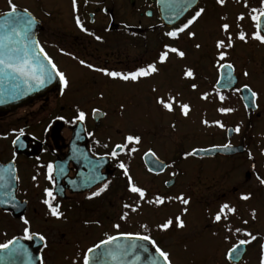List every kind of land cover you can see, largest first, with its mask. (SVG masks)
I'll use <instances>...</instances> for the list:
<instances>
[{"label": "flooded vegetation", "instance_id": "af4514ba", "mask_svg": "<svg viewBox=\"0 0 264 264\" xmlns=\"http://www.w3.org/2000/svg\"><path fill=\"white\" fill-rule=\"evenodd\" d=\"M63 1L66 10L62 17L53 15L51 9H41V17L35 13L32 14L41 22L37 32L38 42L59 71L65 74L67 86L62 85L61 90L53 87L25 105L12 111L0 112V164L6 165L4 166L6 168L12 165L18 177L14 209L0 210L1 243L13 237L22 239L30 250L39 251L38 264L41 260L43 264H73V262L83 264L82 257L88 248L106 239L108 235L120 233L113 227L123 221L120 215L124 211H127L128 215L133 214L132 211L124 209L123 204L134 205L139 200L137 194L127 190L126 178L122 170L117 167L119 161H123L134 180L140 186L146 187V199H153L157 194L175 197L181 193L189 199L188 205H183L175 199H166L162 205H150L145 201H139L140 206L143 205L141 215L144 218L149 217L152 209L154 210L151 213L152 216L162 220L161 223L168 218H173L175 223L177 215L183 219L184 228L172 226L165 233H159L157 237L151 236L159 247L170 253L172 264H224V262L225 264H241L252 242L260 240L262 246L264 234L255 231L252 236L256 239L252 240L250 236L242 237L239 232L234 236L232 244L227 243L220 252H210L205 256L195 257L196 253L191 242L197 234V220L192 212L197 208L198 202L212 206L215 204L218 206L216 211L223 203H228L240 211L246 204L248 211L242 213L243 220L254 228H258L257 224L260 223L256 214L259 212L261 207L259 202L263 200L264 194V186L257 180L258 175L264 178V154H262L264 153V44L252 39V33L256 29L254 22L250 19L251 8H258L260 0H247L248 7L244 6L245 0H225L223 6L217 4L216 0H197L192 8L170 26L161 20L157 12V4L164 2L171 4V0H159V2L158 0H87V3L85 0H77L75 12L72 8V0ZM196 7H204L205 13L185 33L180 34L179 39L172 40L164 35L173 26L184 23ZM241 13H244V19L237 20V16ZM76 15L80 16L84 27L94 35L81 31L75 23ZM221 17L225 19L222 20ZM222 23H228L230 26L233 47L222 49L226 52V56L220 63L233 66L231 71L234 82L230 89L219 90L215 88L220 75V70L217 69L218 50L215 43L217 39L225 38V33L220 29ZM187 31L195 32L196 36L188 38ZM241 31L246 33L247 42L236 38ZM95 35L101 36L102 40L97 41ZM99 43L113 45V50L109 52L108 59L105 61L100 50L93 46ZM165 43L185 52L183 58L170 54L166 62L173 67L170 70L176 73L180 82L176 93L187 94V86L182 85L186 78L183 73L187 68H191L194 78L187 79L191 84L201 85L205 92L199 93L197 87L193 91L191 87L189 95L202 97L203 93L209 94L206 99L208 127L216 129L219 139L199 143L195 137H192V130L186 129L187 125H182V129L180 127L172 130V132L177 131L178 135V139L168 142L174 146L173 150L168 148L169 145L163 138L165 136L159 135L160 137L156 139L158 144L156 147L135 145L137 151L131 154L125 151L120 154L121 157L123 155V159H120V156L119 159L105 156V153L110 152L115 144L122 143L127 134L123 132L121 140L116 138L114 129L119 126L114 125V117L106 120L109 116L106 107L97 105L84 107L79 102L119 100L117 98L127 100V105L119 104L116 116L117 123L120 122L122 125L127 123L123 127L127 129L130 119L127 118L128 116L123 118L120 107L127 110L126 106L131 104L135 94L132 86L135 83L142 84L144 81L125 82L112 79L84 65H70L66 59L69 55H74L76 50L81 57L86 55L85 50L90 49L102 56L100 58L95 55L96 62L93 60L89 62L82 57L86 63H91L97 68L126 71L155 61ZM197 43L201 45L199 49L195 47ZM128 49L132 53L131 56L125 54ZM120 52L122 55L119 54ZM161 66L162 64H157L159 70ZM245 71L248 72L247 77L243 75ZM72 74L73 77H71ZM158 74L159 72L152 76L158 78ZM109 84L111 86L107 88ZM244 84H248L258 93L255 107L246 108L241 92L235 91ZM142 93L147 92L142 89ZM247 93L248 105H250V93L248 91ZM220 95L225 97L223 102L219 99ZM235 106L241 116L228 121L226 115L232 114ZM220 107H229L234 111L222 114L217 111ZM94 108L102 112L101 118L94 117L92 112ZM77 110L86 113L84 121L73 122ZM220 117L224 120L223 128L212 123L220 120ZM188 123L190 129L196 126L195 119L193 124H190V120ZM237 125L240 127L238 133L233 131ZM164 127L169 128V126ZM75 129H80L77 136H74ZM21 130L23 135H20ZM107 131L113 133L111 137L113 143L105 148L106 143L102 136ZM17 136L19 140L16 139ZM14 140L16 143H13ZM184 143L189 145L184 146ZM228 143L232 145L228 155L185 156V153L192 152L193 149L218 147ZM149 149L166 163V167L160 173L148 171L144 164L143 156ZM74 152L79 153L83 158L73 159L77 158L74 157ZM249 153H251V159ZM133 154H138L143 166L142 172L132 161ZM83 159L89 160L86 167L80 165ZM97 162L99 174L109 182V187L99 196L89 199L90 193L100 187L99 181L91 184L87 182L95 171L93 164ZM49 163H52L55 168L53 173L55 183L46 179ZM81 171H86L87 175L80 177ZM139 176L143 178V181L138 179ZM182 176L186 177L185 181L181 180ZM33 177L36 179L34 180ZM206 178L209 182L205 185L202 180ZM123 180L127 193L119 198L120 206L117 209L118 204L116 199L113 200V193ZM215 182L221 184V189L212 192L211 186ZM201 184L204 185V190H200ZM45 188L53 189L56 196L53 205L59 204V210L63 213L60 218L53 217L43 203V200L47 198ZM247 193H251V198L247 201L241 200V194ZM4 194L5 192H1V196ZM170 202L175 203L176 209L172 216L165 217L162 210ZM185 207L186 213L183 212ZM253 210H255L254 218L251 216ZM245 213L250 215L246 216ZM21 216L29 220L30 232L45 236L46 246L35 237L31 241L24 239L25 225L20 219ZM207 227L208 223L204 224L202 229ZM235 227L239 228L236 225ZM192 231L196 232L192 237H179L187 232L192 234ZM172 235H179V238L177 237L178 241L174 247L168 248L164 241ZM240 240L250 242L239 244ZM34 242L39 243L34 245ZM233 245H238L243 250L238 262H231L228 258V250ZM262 252H264L263 249L261 255Z\"/></svg>", "mask_w": 264, "mask_h": 264}, {"label": "snow or ice", "instance_id": "6c2138e0", "mask_svg": "<svg viewBox=\"0 0 264 264\" xmlns=\"http://www.w3.org/2000/svg\"><path fill=\"white\" fill-rule=\"evenodd\" d=\"M159 2V0H158ZM217 4L223 6L225 4V0H216ZM10 11L5 13V18L0 20V75H8L14 79H20L26 85H30L31 83H35L36 86H43L47 81H49L53 75L59 78V81L65 87L68 84V81L65 77V74L57 68L56 64L52 61L51 57L47 55L44 51L43 47L40 46L39 42L36 41L31 36V29L32 26L36 23L35 19L31 16L21 15L18 13L17 5L12 3V0H8ZM87 3V0H85ZM172 4L178 6L181 11H187L188 8L193 7L196 4V0H171ZM245 7H248L247 0L244 3ZM72 8L75 12L77 10V0H72ZM24 13L27 14V9L24 10ZM205 13L204 7H196L193 14L186 19V21L179 26H173L171 30L164 33V35L172 40L179 39L180 34L185 33L186 30L190 28L197 20ZM179 15V12H174L173 17ZM221 19H225L221 17ZM244 13H241L237 16V20H243ZM250 19L254 22L255 31L252 33V39L264 44V0H260V5L258 8L253 7L250 10ZM75 23L81 29V31L87 32L89 35H94V33L90 32L87 28L84 27V24L79 15L75 16ZM169 23H172L170 20ZM229 24L222 23L220 25V29L225 33L224 39H217L215 43V47L218 50V60H217V69L228 68L232 69L233 66L231 64L220 63V61L225 60L226 52L222 49L231 48L233 47V36L232 33L229 32ZM188 38H194L196 33L193 31H187ZM237 39L247 42L246 33L243 31L239 32L236 36ZM95 39L97 41L102 40V37L99 35H95ZM29 41L31 42V48L29 45ZM227 41V43H226ZM197 49L201 47L199 43L195 45ZM170 54H175L178 57L183 58L185 56V52L181 51L178 47L172 46L168 43L162 45V50L159 51L157 58L155 61L151 63H147L143 66H137L134 69L126 70V71H116V70H109L107 68H97L91 63H86L83 59L79 61L81 65L86 66L89 69H93L94 71L101 72L104 75L112 78V79H119L125 82L132 81L137 82L141 78L150 77L154 73L158 72L157 64L166 63L169 59ZM43 55V59L47 61V64L51 66V71L46 67V65L41 61L40 56ZM184 77L186 78H194V72L191 68H187L184 73ZM245 77L248 76V72L245 71L243 73ZM223 82L224 87H231L234 82L233 72L229 71L226 74L221 72L220 77L217 79V84H221ZM192 89H196L197 85L192 84ZM31 90V88H29ZM247 90L250 93V105H246V107H255L256 98L258 93L253 91L248 84L242 85L241 88L235 89L237 92H242ZM155 91V89H154ZM208 93L202 94V99H207ZM221 102L225 99L223 95L219 96ZM156 103L160 105L164 110L168 112L173 111L174 104L178 103L175 96L169 94L167 97L164 96H157ZM179 108L181 114L185 117L189 114L190 105L188 103H179ZM222 114H227L234 109L229 107H220L217 109ZM93 114H98L99 109H92ZM86 118V113L82 110H77V115L73 122L76 121H84ZM61 119H63L61 117ZM204 125L209 126L208 120L201 121ZM216 126L223 128L224 124L220 120H216L212 122ZM175 127V125H173ZM233 131L239 132L240 127L237 125ZM20 135H23V131H20ZM92 135V133H89ZM19 140V136L16 138ZM141 141V136L138 134H127L123 138L122 143L115 144L110 152H106L105 156H110L113 159H117L121 153L127 151L129 154L137 151L138 149L135 145H138ZM16 143V140L13 141ZM105 148L108 147L107 144L104 145ZM223 149H231L232 145L230 143L218 146ZM198 151L193 149L192 152L185 153V156H190ZM264 154V153H262ZM145 156H151L152 159V167L148 169V171H163L166 165L156 158L155 152L149 149ZM249 158L251 159V153H249ZM117 167L122 170L123 176L126 178V188L130 193L137 194L139 200L133 205L129 203L123 204L124 209H128L132 212H135L140 207L139 201H145L146 203L152 205H162L165 200H178L183 205L189 204V199L185 198L184 194L181 193L175 197H165L163 195H155L153 199H146V187L140 186L136 180H134L133 176L130 174L127 165L123 161H119ZM93 168L95 169L94 173L88 178L87 182L89 184L99 181L100 187L97 188L96 191H93L89 195V199L93 197L99 196L101 193L105 192L109 187V182L105 181L104 178L99 174V163L93 164ZM55 168L52 163L47 165V175L46 179L50 182L55 183L54 173ZM63 171V169H60ZM175 175V173H173ZM18 177L15 175V169L12 165H9L7 168L0 169V187H7L11 180H16ZM35 180L36 177H33ZM257 180L259 184L264 186V178L257 176ZM167 183V182H166ZM46 199L43 200V203L48 207L50 214L53 217L60 218L63 213L59 210L60 205L55 204L53 205V201L55 200L56 196L54 195L53 189L45 188L44 189ZM251 198V193L241 194V200H249ZM14 199V198H13ZM0 203H10L8 200L0 201ZM236 209L234 206H230L228 203H223L219 206V210L215 213L213 219L216 222L221 221L222 217L227 219L228 213H235ZM183 212H187V208L183 209ZM253 218L255 217V210L252 212ZM128 217V212L124 211L120 215V219L124 220ZM23 225V234L24 239L26 240H33L35 237L40 243L45 244L46 246V238L44 235L39 233H32L30 232L29 220L23 216L20 217ZM247 224V221H244ZM173 226V219L168 218L165 222L158 224L157 227L161 230H167ZM114 228L119 229L120 225L115 224L113 225ZM142 228H147L146 225H141ZM175 227L176 228H184L185 224L181 216L177 215L175 217ZM241 231L240 228H236L235 232L239 233ZM246 236H250L252 240L256 239L255 236H252L251 233L245 232ZM119 237H125L127 240L131 241L128 245L117 244L115 250L111 248L105 247V251L103 253H99L98 250L102 246H108L113 244V242L117 241ZM17 241L16 237L7 240L5 243H0V249H8L10 245H13L14 242ZM137 241H146L151 247L154 249V255L149 253V248L143 243H137ZM249 240H240L239 244H247ZM264 249V245L261 246ZM135 249L136 251L133 253L134 262L139 261L141 259L140 252L147 254L149 264H172V260L170 258V253L168 251L163 250L156 244V241L151 238V236L147 234L137 233H130V232H120L117 235H108L106 239L100 240L98 244L93 245V247L88 248L86 252L83 254L82 261L83 264H101L100 257L106 256L110 257L112 261L119 262L122 257L128 256L132 250ZM25 251L22 245L17 244L15 248L12 249L13 252ZM95 251L98 252L97 256L93 257L91 254ZM238 251V245H233L232 248L228 250L229 257L234 255ZM40 264H43L42 260ZM75 264V262H73ZM260 264H264V252H262Z\"/></svg>", "mask_w": 264, "mask_h": 264}, {"label": "rangeland", "instance_id": "374dc122", "mask_svg": "<svg viewBox=\"0 0 264 264\" xmlns=\"http://www.w3.org/2000/svg\"><path fill=\"white\" fill-rule=\"evenodd\" d=\"M1 2V13H4L8 10H10L8 0H0ZM12 3L17 5V9H27V11L31 13H35L38 17L40 16L41 9L47 10L51 9L53 15L62 17L64 11L66 10V5L63 0H12ZM107 36V35H106ZM93 46H96L97 49L100 50V52L103 54L104 61L108 59V54L111 50H113V45L111 43H99V44H93ZM86 55H83L80 57V55L77 53V50L74 52V55H69L66 60L70 65L77 64L82 66L79 61L82 59V57H85L86 60L91 62L92 60L96 62L95 55H98V57L101 58V54L97 51H91L90 49L85 50ZM122 55V52L119 53ZM125 54L131 56L132 53L130 52V49H128ZM90 55L91 57H89ZM114 56V55H113ZM99 59V58H98ZM173 67H170L168 64L164 63L161 66V69H158V78L153 77L152 75L150 77L141 78L140 81H144L142 84H134L133 87V98L131 100V104L129 103L128 106H126L127 110H124L122 107H120V114L125 118L130 119L128 120V127L127 129L123 128L124 125H127V123L122 125L120 122L117 123L116 116L118 115V106L119 104H125L127 105V100L122 98H117L119 100H104V101H82L79 102L83 104L84 107H90L93 105H97L100 107H106V110L109 114V116L106 118V120L109 117H114V125H118L119 127H116L115 134L116 138L122 139L123 132L125 134H138L141 136V141L138 144L140 147H148L153 146L156 147L158 144L156 142V139H158L161 136L163 137L165 142L169 145L168 148L171 150L174 149V146L169 144L168 142H173L176 139H178L177 131L172 132L174 129H178L182 125H187L188 130H192V137H195L196 140L200 142L204 141H211L213 139H219L218 132L213 127H208L204 125L201 121L207 120V112H206V105L207 100L202 99L200 96H190L189 92L191 89V83L189 79L184 78L182 85L184 84L187 86V94H177L176 89L178 87V84L180 83L178 78L176 77V73L173 70H170ZM74 75L72 74L71 77ZM111 85H107V88H109ZM142 89L145 90L147 93H142ZM155 89V91H154ZM198 92H205V90L202 88L201 85L197 86ZM111 91V90H110ZM195 91V89H193ZM169 94L176 97L178 103L174 104L173 111L168 112L164 110L160 105L156 103V97L157 96H164L167 97ZM128 99V98H126ZM179 103H188L190 105V111L189 114L185 117L181 114ZM227 120H235L239 118L240 111H238L237 107L235 106V111L232 114H227ZM193 119H195L196 126L193 128H189L188 121L190 120V124H193ZM221 122H224L223 117L219 118ZM187 122V124L185 123ZM117 123V124H116ZM175 125V127H173ZM169 126V128L164 127ZM113 133L110 131H107L103 133V138L105 139V143L107 145L112 144L113 141H111ZM164 145V142L162 143ZM161 144V145H162ZM185 144V143H184ZM189 144L186 143L184 146H188ZM158 150L161 152V149L158 148ZM123 157V155H122ZM120 156V159H123ZM119 159V158H118ZM132 161L135 163V166L138 168L139 171L142 172L143 166L141 162L139 161L138 154L132 155ZM140 181H143V178L139 176L138 178ZM181 180L185 181L186 177L182 176ZM121 181V180H120ZM119 181V182H120ZM203 184H207L209 181L206 179H203ZM125 181L123 180L122 183H119L118 189L113 193L114 197L113 200H117L119 209L120 202L119 198L123 197L127 192H125L126 188H124ZM201 184L200 190H202L204 185ZM210 184V183H209ZM212 192L213 190L221 189V184L215 182L212 183ZM204 190V189H203ZM263 200L261 201L259 212L256 214L258 215L260 219V223L257 224L258 228L251 227L244 223V220L242 218V213L247 212V206L245 204L244 209L236 210L235 213H228L227 219H224L222 217L221 221L216 222L213 217L215 213L217 212L215 209L218 207L217 205H206L203 202L197 203V208L192 212V215L197 220V234L195 231H192V234L190 232H187V234H181L179 235H172L168 239L164 241V244L168 247H174L175 243L178 241L179 237H192L193 234H196L191 242V246L194 249L196 256L195 257H202L205 256L206 253H216L220 252L224 247H226V244L229 243L232 244V241L234 240V236H236V232L234 231L235 225L238 226L241 231L240 234L242 237L248 238V236L244 235L245 232L251 233L254 235L255 231L261 232V234H264V194H263ZM125 202V200H124ZM252 208V205H251ZM176 205L173 202H170L166 205V207L162 210V213L165 217L172 216L173 211H175ZM248 209H250L248 207ZM143 210V205L140 206V209L133 212L132 215H128V217L119 222V229H117V232H130V233H141V234H147L152 237H157L159 233H165L167 230H161L157 227L158 224H161L162 220L155 219L151 213H153L154 210H150V215L148 218H144L141 215V211ZM189 213V212H188ZM246 216L250 215L249 213H245ZM251 216H253L251 214ZM173 219V218H172ZM208 223V227L202 229V226L204 224ZM0 225H1V214H0ZM141 225H146L147 228H142ZM173 226H175L174 220H173ZM1 227V226H0ZM244 228V229H242ZM243 230V231H242ZM179 236V237H178ZM178 237V238H177ZM0 243H1V234H0ZM261 241L256 240L255 242H252L250 244V247L248 249V252L246 253L244 260L241 264H259V261L261 259ZM171 256V255H170ZM220 261V259H219ZM216 264V263H215ZM225 264V262H224Z\"/></svg>", "mask_w": 264, "mask_h": 264}, {"label": "water", "instance_id": "95a60500", "mask_svg": "<svg viewBox=\"0 0 264 264\" xmlns=\"http://www.w3.org/2000/svg\"><path fill=\"white\" fill-rule=\"evenodd\" d=\"M189 9V8H188ZM18 10V13L21 15L31 16L35 19V17L27 11V14L24 13V10ZM158 11L160 14V17L164 23L167 25H171L174 23L182 14L185 13V11H181L177 5L175 4H167V3H160L158 4ZM9 12V11H7ZM5 12V13H7ZM174 12H179V15L173 17ZM4 13V14H5ZM4 14L0 15V20H3L5 18ZM172 21V23H169V21ZM36 23L32 26L31 29V36L37 41L36 38V32L37 29L40 27V23L37 19H35ZM2 31V30H0ZM264 34V33H262ZM30 48L31 42L29 41ZM41 61L46 65V67L51 71V66L47 64V61L43 59V55L40 56ZM226 69H220V72H224ZM53 86H58L59 88L62 87V84L59 81V78L54 76L47 81L43 86H36L35 83H31L30 85H26L22 82L20 79H14L6 74L0 75V112L2 111H8L12 110L15 107L28 103L33 97L45 92L49 88ZM216 86L223 87V82L221 84H216ZM31 88V90H29ZM244 101L247 100V97H243ZM80 133V129H76L74 132V135H78ZM227 149L223 148H210L203 151H198L197 155H214L216 152L219 153H225ZM76 159L83 158L79 153L75 154ZM152 157L151 156H145L144 155V162L145 164L150 168L152 167ZM89 160H82L80 164L82 166H87ZM6 165L0 164V169L6 168L4 167ZM86 173L81 172V175H86ZM2 183V182H0ZM2 190V191H1ZM1 192H5L4 195L1 196ZM16 192V180H11L7 187H0V201L8 200L10 203H0V209H14V195ZM16 212V211H15ZM39 242H34V245H37ZM131 241L127 240L125 237H119L117 241L113 242V244L108 246H102L98 252L103 253L105 251V247L111 248L115 250L117 244H123L128 245ZM137 243H143L149 248V253L154 255V249L151 247L150 244L146 241H137ZM22 245L23 249H26V252L21 250L19 252H13L12 249L16 247V245ZM264 245V242H263ZM136 250L133 249L132 252L129 253L128 256L122 257L119 262L112 261L110 257L101 256L100 261L101 264H149L148 256L147 254H144L143 252H140L141 259L139 261L134 262L133 253ZM97 251L94 250V252L91 254L93 257L97 256ZM243 253V250L238 246V251L228 258L231 262H238L241 254ZM39 258V251L30 250L24 241L21 239H17L16 242H14L13 245H10L8 249H0V264H37V260ZM95 264V261L93 262Z\"/></svg>", "mask_w": 264, "mask_h": 264}]
</instances>
